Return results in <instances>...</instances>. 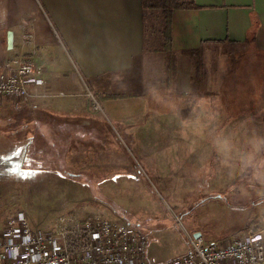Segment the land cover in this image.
<instances>
[{
    "label": "crops",
    "instance_id": "0c3cea01",
    "mask_svg": "<svg viewBox=\"0 0 264 264\" xmlns=\"http://www.w3.org/2000/svg\"><path fill=\"white\" fill-rule=\"evenodd\" d=\"M181 1L196 9L173 12L174 77L167 73L163 27L149 37L153 13L161 11L151 9L157 3L152 0H33L36 16L26 19L25 30L11 25L1 8L0 72L17 56L35 55L56 96L30 98L21 110L0 107L6 110L0 111V150L6 142L26 158L53 152L65 178L87 185L107 167L92 157L95 129L103 134L101 142L114 141L113 135L124 150L126 139L145 154L141 141L151 143L163 161L144 160L161 181L206 174L212 165L220 168L215 179L220 170L225 175V135H264V0ZM25 31L33 34L28 44L22 41ZM251 64L252 74L245 69ZM89 91L102 105L100 119ZM36 132L42 135L36 134L38 141ZM184 135L188 142L173 137ZM36 142L40 147L34 149ZM258 145L249 144L255 150Z\"/></svg>",
    "mask_w": 264,
    "mask_h": 264
},
{
    "label": "rangeland",
    "instance_id": "374dc122",
    "mask_svg": "<svg viewBox=\"0 0 264 264\" xmlns=\"http://www.w3.org/2000/svg\"><path fill=\"white\" fill-rule=\"evenodd\" d=\"M160 1L152 0V3ZM1 8L9 13L11 25H22L23 20L36 16L33 0H0ZM153 14L150 38L163 27L161 11ZM10 54L6 51V56ZM254 67L251 64L245 69L252 74ZM102 111L95 117L104 116ZM154 121L152 118L149 123ZM156 121L161 125L176 126L171 119ZM247 121L243 120V123ZM37 133L33 134L34 140ZM92 133L95 139L92 157L97 156L95 162L107 167L93 177L94 182L85 181L87 185L65 178L53 152L44 150L43 156L37 151L35 156L38 158H26L21 152L18 154L17 148L3 142L0 150V223L24 212L33 229L51 231L61 215L81 218L99 215L114 222L129 223L144 234L150 256L162 264L188 253L190 239H195L196 235L209 243L264 229V135L226 134L222 147L226 150V173L223 175L220 170L217 179L213 172L220 168L212 165L206 174L199 172L193 173L192 177L161 181L149 169L154 168L149 166L150 162L163 161L159 160L158 151L151 143L141 141L147 151L145 154L133 148L129 139L125 140L129 147L125 146L124 150L115 136L109 135L110 139L115 138L114 141L101 142L103 134L95 135V129ZM117 137L121 139L120 135ZM173 137H185L186 142L189 138L187 135ZM211 138H218V135H211ZM155 141L154 138L151 140ZM255 142L259 144V150L249 146ZM37 144L34 149L40 147ZM101 147L105 151H101ZM100 153L108 156L106 160L101 159ZM145 155L150 161L147 164ZM12 171L18 175H12Z\"/></svg>",
    "mask_w": 264,
    "mask_h": 264
},
{
    "label": "built area",
    "instance_id": "2783aa9c",
    "mask_svg": "<svg viewBox=\"0 0 264 264\" xmlns=\"http://www.w3.org/2000/svg\"><path fill=\"white\" fill-rule=\"evenodd\" d=\"M29 24L24 20L23 30ZM32 39L25 31L23 44ZM46 73L35 55L8 61L0 72V107L21 110L30 98L56 96ZM88 97L92 109L102 111L97 96L89 91ZM94 216L61 215L51 231L33 229L24 212L9 216L0 223V264H162L150 256L148 239L137 229ZM190 244L188 253L164 264H264V229L209 243L191 238Z\"/></svg>",
    "mask_w": 264,
    "mask_h": 264
},
{
    "label": "trees",
    "instance_id": "16d2710c",
    "mask_svg": "<svg viewBox=\"0 0 264 264\" xmlns=\"http://www.w3.org/2000/svg\"><path fill=\"white\" fill-rule=\"evenodd\" d=\"M152 10H161L164 19L163 29L159 34L164 38L163 51L167 53V73L174 77L176 73V56L172 51V17L176 10H193L196 6L193 2H182L181 0H161L159 3L150 5ZM170 87H172L170 85ZM23 153V152H22ZM13 173V171H12Z\"/></svg>",
    "mask_w": 264,
    "mask_h": 264
},
{
    "label": "water",
    "instance_id": "95a60500",
    "mask_svg": "<svg viewBox=\"0 0 264 264\" xmlns=\"http://www.w3.org/2000/svg\"><path fill=\"white\" fill-rule=\"evenodd\" d=\"M13 33L12 32H9L8 34V47L9 49H12L13 48ZM200 235H196L195 238H199Z\"/></svg>",
    "mask_w": 264,
    "mask_h": 264
}]
</instances>
